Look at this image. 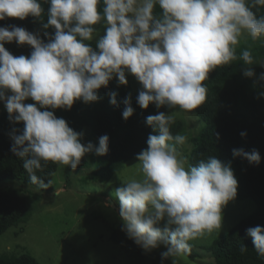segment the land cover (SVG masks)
I'll list each match as a JSON object with an SVG mask.
<instances>
[{
    "label": "clouds",
    "instance_id": "9594fccd",
    "mask_svg": "<svg viewBox=\"0 0 264 264\" xmlns=\"http://www.w3.org/2000/svg\"><path fill=\"white\" fill-rule=\"evenodd\" d=\"M47 31L44 42L38 33L11 25L0 27V101L12 123H23L21 134L12 135L11 151L23 161L30 183L39 189L51 186L39 177L48 163L75 170L89 153L103 156L109 150V137H99L98 146L81 143L83 132L74 131L54 111L70 110L80 100L100 99L98 90L107 88L113 78L127 85L131 74L142 85L137 103L142 109L154 104L197 116L207 98L209 73L236 60V47L242 36L253 41L264 36V16L253 8L264 0H46ZM103 3L102 10L98 5ZM159 6L161 14L154 15ZM39 0H0V21L41 18ZM103 21L104 34L91 43L95 27ZM43 22V21H42ZM29 45L30 56L14 57L5 43ZM240 59L253 64L250 50ZM254 77L252 67L243 70ZM259 81L264 82V73ZM11 93L7 95V93ZM117 93L110 103L117 105ZM264 96V91L260 93ZM36 104H26L27 99ZM123 119L133 115L131 96L125 98ZM38 105V106H37ZM170 114L158 112L146 117L153 132L147 149L137 155L142 179H131L115 189L122 231L145 251L163 245L162 260L190 251L189 241L210 235L222 226V210L237 196L238 181L231 163L215 156L189 164L177 145L187 143L185 135L173 136ZM245 137L247 134L241 132ZM234 157L259 164L257 150L233 149ZM56 189L54 195L58 196ZM161 222L163 227H161ZM254 250L264 257V227L246 229ZM247 247H242L243 253Z\"/></svg>",
    "mask_w": 264,
    "mask_h": 264
},
{
    "label": "trees",
    "instance_id": "16d2710c",
    "mask_svg": "<svg viewBox=\"0 0 264 264\" xmlns=\"http://www.w3.org/2000/svg\"><path fill=\"white\" fill-rule=\"evenodd\" d=\"M44 9L41 18L27 17L24 20L18 18H6L0 21V27L15 25L22 27L34 34L38 33L44 42L48 37L44 36L47 31L49 35L54 34V29H44L43 23L47 22V10L50 7L46 0H39ZM156 6L154 11L157 12ZM102 10L103 3L98 5ZM257 17L264 16V7L253 8ZM43 21V22H42ZM91 43L95 48V41ZM256 43L261 45L258 51L253 53V64L246 65L240 59L242 48L236 47L237 59L229 64L219 66L209 73L208 80L204 81L207 87V98L200 108L196 109L199 118L205 123L198 137L192 140L194 144L190 155V163L196 165L200 160H207L215 156L222 163H231L232 170L238 181L237 196L233 201H251L255 205V211L240 219L225 234L214 231L213 242L207 246L213 254L215 264H264V257L258 256L254 250L252 238L246 234V229L257 225L264 227V82L259 81L260 73H264V36ZM5 48L14 57L20 55L30 56L33 49L29 45H18L15 41L5 43ZM252 67L254 77H245L243 69ZM118 78H113L107 88L98 90L100 99L96 102L84 103L76 101L68 112L71 117V127L80 133L88 130L93 145L98 146L99 137H109V150L106 155L97 156L94 153L86 154L85 167L93 168L94 182H109L112 177L120 171L126 163L135 159L137 155L147 149V139L153 132L151 126L146 124V117L163 112L150 104L147 109H142L137 103V96L142 85L134 88L133 81L128 80L127 85H118ZM117 93V105L110 103V94ZM130 94L133 115L127 120L123 119L122 112L126 105L124 100ZM23 123H12L9 120L7 110L0 116V184L8 180H18L37 188L38 185L30 183L28 173L23 168V161L12 151V135L21 134ZM173 136L188 133L183 120H174L170 125ZM241 132L247 135L242 137ZM84 133L81 143H85ZM88 142V143H89ZM233 149H244L251 152L253 149L260 154L259 164L249 163L242 157H234ZM99 161V162H98ZM96 164L94 166L91 163ZM59 165L48 162L37 175L52 182L44 192L53 190L54 178L58 172ZM34 207L29 197L16 190H0V236L8 229L29 223L33 218ZM112 229L120 241L141 259L147 257V252L129 239L122 224L113 225ZM247 247L241 252L242 247ZM190 257L195 254L188 252ZM0 264H40L35 257L29 253L23 255L0 256Z\"/></svg>",
    "mask_w": 264,
    "mask_h": 264
},
{
    "label": "rangeland",
    "instance_id": "374dc122",
    "mask_svg": "<svg viewBox=\"0 0 264 264\" xmlns=\"http://www.w3.org/2000/svg\"><path fill=\"white\" fill-rule=\"evenodd\" d=\"M158 6V5H157ZM154 15L159 16L161 9L156 8ZM98 32L94 41L104 34L103 21L95 26ZM237 47L250 50L251 54L258 51L261 45L248 36H242ZM126 79L133 81L134 88L140 83L131 74ZM11 93H7L10 95ZM26 104H36L30 98ZM38 106V105H37ZM54 111L57 118H63L71 127V117L66 109H47ZM165 114H170L173 120H183L188 133L187 143L177 145L190 163V155L194 144L192 140L198 137L205 123L197 116L181 110L161 107ZM6 111L3 101H0V116ZM73 130V126L71 127ZM85 145L90 140L88 130H84ZM84 156L75 170L69 166L59 165L54 178L53 190L44 192L39 188L18 180H8L0 184V190H16L29 197L34 207L32 220L24 225L14 226L0 236V256L31 254L40 264H215L213 254L208 250L214 235H206L189 241L192 258L187 254L173 256L167 259L161 257L166 248L147 252L145 259L131 252L116 236L113 225L122 224L119 217V200L114 195L115 189L131 179H142L137 158L129 161L112 179L105 183L94 182L96 164L93 168L83 165ZM99 162V161H98ZM56 189L60 194L55 196ZM251 201H230L222 210L221 229L215 230L225 234L240 219L255 211ZM161 222V227H163Z\"/></svg>",
    "mask_w": 264,
    "mask_h": 264
}]
</instances>
